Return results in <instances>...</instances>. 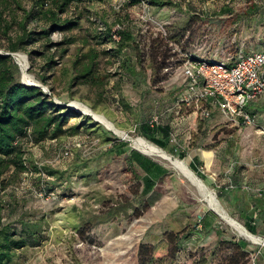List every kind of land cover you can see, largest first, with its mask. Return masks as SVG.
Instances as JSON below:
<instances>
[{
  "label": "rangeland",
  "instance_id": "rangeland-1",
  "mask_svg": "<svg viewBox=\"0 0 264 264\" xmlns=\"http://www.w3.org/2000/svg\"><path fill=\"white\" fill-rule=\"evenodd\" d=\"M47 1L53 5L52 0ZM226 1L175 0L176 4L148 6L146 0H82L72 2L65 12H59L62 18L78 22L72 29L51 28L50 21L39 14H34L37 19L27 20V30L34 32L35 40L26 50L17 51L25 54V61H18L17 52L13 53L18 63L17 80L36 84L57 103H65L73 111L78 110L71 106L72 101L87 105L94 111L88 114L95 121H102L96 116L101 114L128 137L102 126L101 130L93 132L87 131L91 127L77 133L67 132L57 140L48 139L41 144L29 137L22 139L28 168L18 177L11 178L2 191L7 208H15L13 213L5 215V221L19 229L18 218L22 217L38 221L39 226L31 240L16 250L13 264H138L139 244L164 243L166 231L193 229L200 218L207 217L212 219L211 225L195 239L180 242V251L173 264H233L225 259L230 251L225 246H218L219 235L212 231L213 225H221L224 230H229L228 234L242 237L210 207L200 189L169 161L147 155L166 171L155 177V185L145 193L146 172L136 163L135 167L141 173L136 177L128 159L132 149L139 151L131 141L142 136L139 123L158 112L157 118L162 123H169L172 129L170 143L163 149L184 160L220 203L223 174L233 175L234 168L241 173L256 166L264 172V99L256 102V120L250 125H237L219 111L205 119L194 112L190 124H179V118L191 114L194 109L183 105L181 111H177L176 97L185 83L182 59L188 53L196 51L214 59H226L236 53L237 47L244 50L264 48V6L261 5L254 15L234 23L227 21L221 26L219 22L225 21L221 19L224 17L221 8ZM245 2L247 0H229L233 10L239 11ZM34 7H38L35 0H8L7 3L0 0L2 17L9 22L14 17L23 18L25 11ZM108 25L112 32L128 28L142 45L147 43L145 36L150 38L159 32H167L168 27L187 28L186 35L188 30L192 34L184 53L178 44L187 39L182 37L180 43L175 44V68L169 71V77L153 85L149 76L152 62L148 55L144 63L148 67V76L140 77L137 83L129 77L125 67L127 63L135 62V45L138 44L133 43L118 52V46L107 40ZM46 27L49 32L40 34ZM20 31L17 23L12 24L7 34L0 29V53H9L8 36H15ZM67 39H72V43H64ZM51 41L60 43L46 46ZM89 51H96L98 55L94 80L77 79L73 83L76 67L80 68L75 60ZM47 56L54 61L51 67ZM78 112L79 115L73 116L65 128L88 121L84 119L87 113ZM120 141L128 142L123 154L112 151L113 143ZM96 146L100 150L94 149ZM65 147L71 151L69 157L60 154ZM197 149L212 152V162L207 164ZM77 154H82L81 160H88L87 166L82 168L83 172L70 173L75 161H81L75 157ZM47 165L69 167V170L55 180L54 176L34 169ZM11 173L9 169L3 177L8 178ZM49 181H54L53 185ZM49 186L52 187L50 191L46 188ZM112 205L120 207L118 213L101 222L103 218L98 217ZM82 229L86 230L84 234ZM203 255L206 256L205 263L202 262ZM250 260L248 264H251Z\"/></svg>",
  "mask_w": 264,
  "mask_h": 264
},
{
  "label": "trees",
  "instance_id": "trees-1",
  "mask_svg": "<svg viewBox=\"0 0 264 264\" xmlns=\"http://www.w3.org/2000/svg\"><path fill=\"white\" fill-rule=\"evenodd\" d=\"M2 1L4 3L8 2V0ZM75 1L82 0H52L53 5L51 6L48 4L47 0H35V6L38 7L26 10L23 18L18 20L14 17L12 22H9L6 17H2V13L0 12V29L6 34L12 27V24L17 23L21 29V31L15 34V36H8L9 45L7 50L11 53L26 50L28 44L35 40L34 32L31 29L27 30V20H29V18H32V20L38 18V16L34 17V14H39L40 17L48 19L51 28L58 27L61 29H72L77 26L78 22L76 20L62 18L61 15H59V12H65L68 6ZM136 1L141 2L142 0ZM146 2H148V6L149 4L155 6L176 4L175 0H146ZM226 2V5L221 8V16L224 17L220 18L225 20L223 23L219 22L221 26L227 24V21L234 23L240 18L254 15L259 11L261 5L264 6V0H247V2L242 4V11H239V9L233 10L229 0ZM108 26L109 29L106 32L107 40L114 42L118 46V52H121L124 47L131 46L133 43L138 44L135 45V62L132 64L127 63V66L125 67L126 73H128L129 77L136 79L137 81H133L137 83L138 81L140 82V77L144 79L145 76H148V73L146 72L148 71V67L147 65H144L146 62V56L148 55L147 57L152 62V65L154 64L153 66H149L150 82L153 85H157L169 77V71H164V68L171 64L173 67L175 66V62L171 60L177 56V51H174L175 44L180 43L182 37H184V39L186 38L187 40L185 43L178 44L184 53V50L188 49L187 43H189L192 34V32L188 30L189 33L186 35L187 28L180 29L168 27L167 32H159L155 36L151 35L150 38L145 36L144 40H148L146 44L142 45L140 41L136 40L133 31L128 28L123 27L112 32L111 25ZM48 32L49 28L47 27L40 30V34H47ZM116 36H119L118 40L116 39ZM59 43L60 42L53 43L51 41L47 43L46 46H53ZM64 43L70 44L72 43V39H67ZM237 48L235 50L236 53L233 54V56H237L240 51L251 52L262 49L244 50ZM64 51H66V47L63 49V52ZM185 53L187 52L185 51ZM196 56H202L205 59H214L207 57L206 54L191 51L182 60L184 61L185 59ZM97 57L98 55L96 51H89V53H84L75 60V63L79 64L80 68L76 67L78 70L77 74L72 78L73 83L76 82L77 79H81L84 82L88 79L94 80L93 72L97 65ZM82 58L85 60L82 61ZM47 59L48 66L51 67L54 61L49 56H47ZM17 65L18 63L14 60L12 54L0 53V264H13L16 250L24 247L28 241L31 240V237L37 232L36 229L39 226L38 221L22 217L18 218L20 224L19 229L14 227L11 222L5 221V215L13 213L15 208L13 206L7 208L4 199H2V191L6 188V185L12 181L11 178L18 177L21 172L28 168L25 161L26 151L22 139L29 137L32 138L35 143L41 144L48 139L57 140L67 132L77 133L90 127L91 128L87 129V131L93 132L95 130H101L102 126H104L101 122L95 121L91 115L86 114L84 116V119L88 120L86 123L76 124L65 128L69 120L73 116L79 115V112L67 108L68 105L65 103H57L50 95L43 92L39 86L25 84L22 81L17 80L15 76L18 69ZM42 79L45 80V76H42ZM176 98L178 99V95ZM119 100L120 99L117 98L118 103ZM252 104L248 106V109L257 114L256 110H254L255 105L252 106ZM124 105L126 107L128 106L126 103H124ZM214 110L215 109H212V113ZM202 118L205 119L207 117ZM138 130L142 136L161 148L168 147L170 143L171 126L169 123L160 125L157 128H152L147 124H143L139 126ZM157 133H160L161 137H157ZM127 145V141L113 143L112 151L118 152V154H123L125 153V147ZM85 149L83 150L85 151ZM94 149L100 150V147L96 146ZM81 156L82 154H77L75 157L80 159ZM128 159L132 163L131 172L136 177L141 176L140 171L135 167L136 163L146 172V177H144L143 180V192L145 193L149 192L155 185V177L166 171L165 168L147 157V155L141 151L139 152L132 149ZM87 163V159L81 160L80 163L75 161L74 169H72L70 173L83 172L82 168H86ZM9 169L12 170L11 175L8 178L3 177V174ZM34 169L37 172L46 173L50 177L54 176L56 180L62 178L69 170V167H52L47 165L43 167L35 166ZM49 182L53 185L54 181ZM46 188L49 191L52 190L51 186ZM119 209L120 207H118V205H112L98 218H103L100 220L101 222H105L117 214ZM21 212V214H23L24 210ZM206 225H211V223H206L205 218H200L193 229H183L179 232L166 231L163 235L164 243L139 244L137 252L138 264H173L180 251V242L193 240L202 235ZM87 226L90 228L89 225ZM81 232L84 234L86 230L82 229ZM217 234L219 235L218 246H225V248L230 251L225 258L227 261L233 264H248L250 253L245 247L244 240L223 238L220 236L219 231H217ZM202 262H206L205 255H203Z\"/></svg>",
  "mask_w": 264,
  "mask_h": 264
},
{
  "label": "built area",
  "instance_id": "built-area-1",
  "mask_svg": "<svg viewBox=\"0 0 264 264\" xmlns=\"http://www.w3.org/2000/svg\"><path fill=\"white\" fill-rule=\"evenodd\" d=\"M174 68L171 64L164 70ZM182 73L185 83L178 94V112L187 105L194 107L193 111L201 117H209L212 109H217L237 125L255 123L256 113L248 106L264 96V48L240 51L226 59L191 57L182 62ZM60 154L69 157L71 151L65 147ZM251 264L261 263L252 257Z\"/></svg>",
  "mask_w": 264,
  "mask_h": 264
},
{
  "label": "crops",
  "instance_id": "crops-1",
  "mask_svg": "<svg viewBox=\"0 0 264 264\" xmlns=\"http://www.w3.org/2000/svg\"><path fill=\"white\" fill-rule=\"evenodd\" d=\"M132 96L134 98V93ZM262 99H264V97H261L258 101H261ZM257 103H253L252 106L255 105L256 107ZM214 111L218 112L217 109ZM193 113L194 111H192V113L187 116L180 117L179 124L186 122V124H190L192 122ZM157 114L159 113L155 112L156 116H153L157 118ZM153 116H151L150 119L142 120L139 123L138 128L143 124H147L152 128H157L158 126L165 124L162 123V120H159L158 118L157 121L153 122L152 119L155 118ZM170 133L171 138L172 129ZM157 137H161V134L157 133ZM198 150L199 149L196 151L199 152L207 164L212 162V152L203 149H200V151ZM221 166L222 165L220 164L219 168ZM233 173V175L223 174V176L222 171H220V174L223 176L222 180L224 181V185L220 190V198L222 201L221 205L230 215V217L240 223L252 237L242 235L240 232L239 235L242 238L235 237L233 234H228L229 230H224L222 226L218 224H212L214 227L212 231L215 233L219 231L220 236L226 239L231 237L235 238L236 240H239V238L244 240L245 247L250 253V259L255 257L259 263L264 264V172L261 168L256 166L255 168L250 167L247 171H243L241 173L237 168H234ZM222 220L225 219L222 218ZM205 221L206 223H211L212 219L207 217Z\"/></svg>",
  "mask_w": 264,
  "mask_h": 264
},
{
  "label": "bare ground",
  "instance_id": "bare-ground-1",
  "mask_svg": "<svg viewBox=\"0 0 264 264\" xmlns=\"http://www.w3.org/2000/svg\"><path fill=\"white\" fill-rule=\"evenodd\" d=\"M15 57L17 58L18 61H25L26 58L25 54L20 52L15 53ZM71 106L75 107L78 111L87 114L94 112L87 105L79 101H72ZM96 116L102 120L101 123H103L104 126L113 130L116 134L122 135L123 137H128L125 131L115 127L114 124H112V122H110L103 115L96 114ZM131 141L133 146L136 149H139L144 154L158 156L162 159L169 161L175 168H177L185 177H187L194 185H196L200 189V191L203 193L204 197L206 198L207 202L209 203L210 207L213 208L216 213H218L229 224H231V226H234L237 229V231H239L242 235L250 236L248 231L240 223H238L232 217H230V215L226 212V210L222 207L221 203L218 201L215 193L204 184V182L192 171L191 168H189L186 165L184 160L173 157L166 150H164L163 148H161L160 146L151 142L150 140L146 139L143 136H139Z\"/></svg>",
  "mask_w": 264,
  "mask_h": 264
},
{
  "label": "water",
  "instance_id": "water-1",
  "mask_svg": "<svg viewBox=\"0 0 264 264\" xmlns=\"http://www.w3.org/2000/svg\"><path fill=\"white\" fill-rule=\"evenodd\" d=\"M15 53V52H14ZM7 54H12L13 55V53H11V52H9V53H7ZM32 85H36V84H32ZM37 86V85H36ZM134 147V146H133ZM135 148V147H134ZM139 150V149H138ZM140 151V150H139ZM143 153V152H142ZM146 155H148V154H146ZM213 209V208H212ZM214 210V209H213Z\"/></svg>",
  "mask_w": 264,
  "mask_h": 264
}]
</instances>
